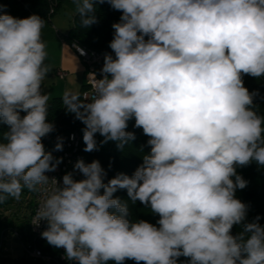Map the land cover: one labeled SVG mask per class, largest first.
Instances as JSON below:
<instances>
[{
	"label": "clouds",
	"instance_id": "clouds-1",
	"mask_svg": "<svg viewBox=\"0 0 264 264\" xmlns=\"http://www.w3.org/2000/svg\"><path fill=\"white\" fill-rule=\"evenodd\" d=\"M96 2L73 0L82 27L96 22ZM106 2L122 12L112 25L114 57L105 56L91 94L81 100L66 92L63 103L85 125L84 151L96 149V133L122 148L135 139L126 131L134 118L150 153L131 177L105 183L99 161L79 160L84 179L68 173L63 186L49 180L45 173L62 158L53 163L42 143L54 130L50 94L42 91L51 72L46 22L0 14V124L8 126L0 142V201L51 181L56 187L31 223L46 221L42 237L76 264H178L180 257L188 264H264V226L259 217L244 223L247 206L235 198L247 186L237 166L264 167V116L243 82L244 75L264 76V0ZM118 189L150 205L158 226L130 222L127 203L113 198Z\"/></svg>",
	"mask_w": 264,
	"mask_h": 264
},
{
	"label": "trees",
	"instance_id": "trees-1",
	"mask_svg": "<svg viewBox=\"0 0 264 264\" xmlns=\"http://www.w3.org/2000/svg\"><path fill=\"white\" fill-rule=\"evenodd\" d=\"M66 0H0V14H9L16 18H26L30 15L36 14L45 20V24H50L52 18L57 14L63 2ZM96 22L85 28L82 27L80 17L76 13L73 17V27L68 31L64 40L68 44L75 43L80 48L104 52L107 55H113L110 42L114 38L112 25L119 23L122 15L121 11L115 10L106 2L100 3L99 0L94 4ZM147 40L148 37H145ZM244 86L251 93H255L253 98L252 108L259 115L264 116V76L252 77L250 75L243 76ZM48 121L53 124L54 130L47 136L55 134H68L76 132L80 136L81 155L86 164L99 161L102 169L105 172L104 182L107 183L110 179L116 177L118 174H125L131 177L136 169L143 163L144 155L150 153L151 146L148 144L150 139L143 133L142 128L135 127V119L128 121L126 131L132 132L135 139L128 141L124 146L118 147L116 141H104V137L99 133L95 134L97 147L91 152L84 151L86 145L83 141V130L85 125L78 119L75 114L68 112L65 108L62 98H51L49 100ZM24 115V113H21ZM8 131V126L0 124V142L3 141V135ZM44 137V138H45ZM42 138V143L44 141ZM237 175H240L247 186L244 189L237 188L235 191V198L239 199L247 206V214L244 223H250L260 219L258 223L264 226V167L258 165L255 161L247 166H237ZM234 179V178H233ZM34 191L28 188H23L20 198L17 200L12 197L0 201V229L12 226V223L5 218H2V212L13 204L15 201L25 203L27 208L31 209L32 196ZM103 193V190H101ZM113 198H119L122 202L128 205V219L130 222L147 221L153 225L158 226L157 221L159 216L151 210L150 205H145L140 201L133 202L126 189H118ZM11 207V206H10ZM29 215L25 218L23 225L17 229L20 238L30 241L28 228L24 226L28 223ZM242 231V224L234 225L232 234L237 235ZM37 247L46 253H55V250L50 246L37 243ZM33 263V262H32ZM38 264V263H33ZM108 264H116L115 261H109ZM123 264H136L134 260L126 259ZM143 264V262H141ZM178 264H188V258L180 257Z\"/></svg>",
	"mask_w": 264,
	"mask_h": 264
},
{
	"label": "built area",
	"instance_id": "built-area-1",
	"mask_svg": "<svg viewBox=\"0 0 264 264\" xmlns=\"http://www.w3.org/2000/svg\"><path fill=\"white\" fill-rule=\"evenodd\" d=\"M70 46L75 51L76 55L83 61L85 66V84L80 92V98L81 100H84L85 94H91L92 92V81L94 79L103 78L102 68L104 65V58L107 54L104 52L88 51L79 47V49L82 50L80 51L76 47L77 45L75 43L70 44ZM55 77L60 80H64L67 77V73L62 69H58L55 72ZM57 143H61L62 149H56L55 146ZM43 145L45 147V151L52 154L54 158L53 163H55L56 159L62 158L55 171L45 173L49 180L55 178L58 181L59 186H63L62 178L68 173H72L73 179L75 180L84 179L83 174L79 170L75 169L77 161L83 160L81 155L80 136L76 132L68 134H55L45 137ZM55 187L56 186L49 181L47 184L38 185L37 190L33 193L28 220L30 241L22 240L17 229H3L0 233V250L3 248L7 237L11 236L19 239L22 256L28 261L38 264H76L75 261H69L65 258L63 248H56L48 244L46 239L42 237L41 233L47 228L46 221H41L38 227L31 223L36 215L40 202L46 198V196L49 195ZM37 243H43L50 246L55 250V253L43 252L37 247Z\"/></svg>",
	"mask_w": 264,
	"mask_h": 264
},
{
	"label": "crops",
	"instance_id": "crops-1",
	"mask_svg": "<svg viewBox=\"0 0 264 264\" xmlns=\"http://www.w3.org/2000/svg\"><path fill=\"white\" fill-rule=\"evenodd\" d=\"M69 7V8H68ZM67 13L56 14L50 24H45L42 30V38L47 45L46 63L50 66L51 72L42 85V91L50 94L51 98H62L66 92H75L80 95L85 84V66L83 61L76 55L64 37L68 33L69 14L74 16L76 12V4L73 0H68ZM68 21V22H67ZM62 69L67 73L64 80L55 77V72ZM14 201L7 210L2 212L1 217L12 223V226L4 229H18L23 225L25 218L29 215L30 210L25 203ZM28 228V223L24 226ZM2 229H0V233ZM24 240V239H22ZM27 241V240H25ZM0 264H33L23 258L21 255V246L19 239L8 236L3 248L0 250Z\"/></svg>",
	"mask_w": 264,
	"mask_h": 264
},
{
	"label": "rangeland",
	"instance_id": "rangeland-1",
	"mask_svg": "<svg viewBox=\"0 0 264 264\" xmlns=\"http://www.w3.org/2000/svg\"><path fill=\"white\" fill-rule=\"evenodd\" d=\"M67 3H68V0H66L65 2H63L61 8L57 12L58 14L63 15V14H66L67 13V10H66L67 9ZM73 17L74 16H72V15L69 14V22L67 21L68 24H69V27L67 29L68 31L73 27ZM21 255H22V250H21Z\"/></svg>",
	"mask_w": 264,
	"mask_h": 264
}]
</instances>
